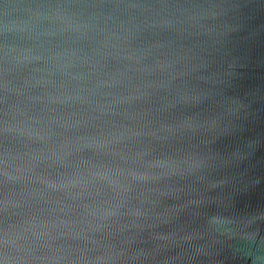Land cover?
<instances>
[{
    "label": "water",
    "instance_id": "1",
    "mask_svg": "<svg viewBox=\"0 0 264 264\" xmlns=\"http://www.w3.org/2000/svg\"><path fill=\"white\" fill-rule=\"evenodd\" d=\"M0 264H264V0H0Z\"/></svg>",
    "mask_w": 264,
    "mask_h": 264
}]
</instances>
